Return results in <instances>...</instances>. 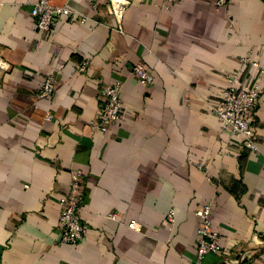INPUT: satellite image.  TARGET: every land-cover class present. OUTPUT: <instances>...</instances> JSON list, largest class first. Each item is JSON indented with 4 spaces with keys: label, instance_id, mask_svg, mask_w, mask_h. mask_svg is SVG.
<instances>
[{
    "label": "crops",
    "instance_id": "crops-1",
    "mask_svg": "<svg viewBox=\"0 0 264 264\" xmlns=\"http://www.w3.org/2000/svg\"><path fill=\"white\" fill-rule=\"evenodd\" d=\"M37 1L0 0V264H196L206 202L222 251L200 264H264V92L258 151L231 143L213 111L233 72L246 84L260 74L246 58L264 69V0H130L120 22L108 0H50L86 20L60 15L49 31ZM139 62L153 85L132 73ZM48 75L55 89L41 97ZM115 81L126 114L102 132L91 122ZM77 168L89 231L68 244L60 198Z\"/></svg>",
    "mask_w": 264,
    "mask_h": 264
},
{
    "label": "built area",
    "instance_id": "built-area-1",
    "mask_svg": "<svg viewBox=\"0 0 264 264\" xmlns=\"http://www.w3.org/2000/svg\"><path fill=\"white\" fill-rule=\"evenodd\" d=\"M182 0H164L163 7L169 9L178 5ZM217 5L225 6L229 0H215ZM130 0H108L110 12L120 22L124 11L129 6ZM97 8V3L93 5ZM31 15L37 18V28L43 31L52 29V25L57 17L65 15L69 22H84L85 17L68 6L54 5L50 0L37 1L32 9ZM245 63H251L258 67L260 74L248 83L242 82L239 72H233L229 77L228 85L222 91L219 101L213 107V111L218 118L220 130L229 135L231 143L240 142L245 148L251 151H258L256 143V131L252 126L253 110L264 92V84L261 77L264 75V69L259 67L258 63L251 60V57L244 60ZM88 61L84 60L79 70L84 71L87 68ZM10 68V64L0 57V76ZM132 73L143 85L151 86L155 82L154 75L143 62L136 63ZM56 80L53 75H48L42 83L40 89L41 97L50 96L55 89ZM122 82L115 81L104 85L101 89V95L104 97V109L99 114L95 124L102 132H106L110 126L121 122L126 114V106L122 99ZM83 170L73 169L68 189L60 198V214L58 219V229L61 241L68 244H78L89 231L88 225L82 221L80 216L81 206L84 202L85 192L83 188ZM199 217V227L197 229L198 253L196 264H200L210 253L220 254L222 251L221 236L213 228L212 205L210 202L203 203L196 210ZM115 217L113 213L111 215ZM170 222L174 221L173 212L168 215ZM128 226L137 231L141 230V225L134 219L130 220ZM236 264H252L246 262L245 256Z\"/></svg>",
    "mask_w": 264,
    "mask_h": 264
}]
</instances>
